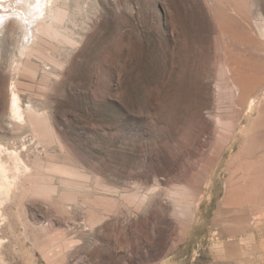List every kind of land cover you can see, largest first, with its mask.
<instances>
[{
    "label": "rangeland",
    "instance_id": "obj_1",
    "mask_svg": "<svg viewBox=\"0 0 264 264\" xmlns=\"http://www.w3.org/2000/svg\"><path fill=\"white\" fill-rule=\"evenodd\" d=\"M19 7L0 0V264H264V200L228 199L264 189L236 170L264 152V0H59L33 49Z\"/></svg>",
    "mask_w": 264,
    "mask_h": 264
},
{
    "label": "crops",
    "instance_id": "obj_2",
    "mask_svg": "<svg viewBox=\"0 0 264 264\" xmlns=\"http://www.w3.org/2000/svg\"><path fill=\"white\" fill-rule=\"evenodd\" d=\"M261 146L253 144L244 145L238 152L237 169L243 173L242 177L250 178L252 176L264 177V158H259L258 155L263 156ZM255 173V175H253ZM232 187L228 192V199L236 202L258 201L264 200V189L262 187H256L252 191V187L238 186Z\"/></svg>",
    "mask_w": 264,
    "mask_h": 264
},
{
    "label": "bare ground",
    "instance_id": "obj_3",
    "mask_svg": "<svg viewBox=\"0 0 264 264\" xmlns=\"http://www.w3.org/2000/svg\"><path fill=\"white\" fill-rule=\"evenodd\" d=\"M10 1H12V0H10ZM20 1L22 3L23 7H19L18 10H20V13L23 15V17L24 16L27 17L30 21L34 18H38V17L40 18V20L38 21V23L36 25L37 32H35L31 28H29V29L27 28L28 31L25 30L26 31L25 33L28 36V40H30L29 35L31 32L32 36H34V41H35V42L34 41L33 42L28 41L27 44H23V46H24L23 49H26V47H30V46L32 47L34 45V43H36V41H38V39H39L38 31L40 32L42 30L47 29V27L49 26L47 21L51 20V19L53 20L55 17H57L58 13L56 14V11H57L56 3L59 0H20ZM28 12L32 16H29ZM1 32L2 31L0 30V33ZM23 42L25 43V41H23ZM32 49H33V47H32ZM237 89L239 92H241V88H239L237 86ZM19 101H20L19 97L15 95L13 102H12V110L17 114H21V105H20ZM258 102H260L258 97H256V96L250 97L249 108L254 109V108L258 107L259 106Z\"/></svg>",
    "mask_w": 264,
    "mask_h": 264
}]
</instances>
